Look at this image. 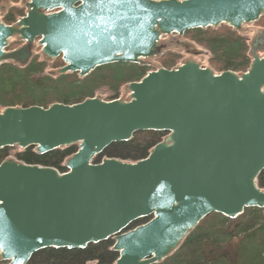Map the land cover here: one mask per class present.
Masks as SVG:
<instances>
[{"label": "water", "instance_id": "water-1", "mask_svg": "<svg viewBox=\"0 0 264 264\" xmlns=\"http://www.w3.org/2000/svg\"><path fill=\"white\" fill-rule=\"evenodd\" d=\"M26 7L17 22L0 20V66L27 64L37 41L46 57L62 58L60 74L81 77L159 56L164 36L221 24L241 29L264 15V0H28ZM15 36L25 44L7 50ZM256 48L241 74L187 60L130 82L128 100L5 107L0 149L78 150L65 172L16 158L0 163L2 260L28 264L46 248L113 238L114 264H154L212 212L236 218L248 207L264 208L257 181L264 170V55ZM142 130L166 132L147 157L94 162Z\"/></svg>", "mask_w": 264, "mask_h": 264}, {"label": "trees", "instance_id": "trees-1", "mask_svg": "<svg viewBox=\"0 0 264 264\" xmlns=\"http://www.w3.org/2000/svg\"><path fill=\"white\" fill-rule=\"evenodd\" d=\"M18 2V0H13ZM24 7L12 6L4 15L7 24L14 23L25 15ZM264 26V15L256 21ZM190 40L207 49L211 54L209 62L215 70L245 72L251 65L248 38L230 25L194 28L187 30L180 45L188 46ZM183 54L176 50H166L157 57L159 66H178ZM48 60L35 55L27 64L8 61L0 66V111L10 105L49 106L54 102L76 103L87 97L97 96L107 91L105 100L121 96L125 84L138 81L148 71L156 69L149 63L115 62L97 67L85 77L78 72L49 73ZM64 65L61 57L54 59L52 68ZM99 97V96H98ZM3 108V109H2ZM166 136V132L142 130L127 141H117L109 145L94 162L105 157L125 161H138L148 156L150 150ZM11 147L0 149V163L9 156ZM78 150L74 144L39 154L35 147L18 151L16 158L30 164L51 166L60 172L68 170L66 159ZM258 185L264 189V170L258 177ZM143 218L135 221L129 229L148 221ZM114 239L93 243L86 248H46L36 252L28 264H114L119 252L113 249ZM6 262L1 261L0 264ZM154 264H264V208L248 207L236 218L212 212L193 229L171 255Z\"/></svg>", "mask_w": 264, "mask_h": 264}, {"label": "rangeland", "instance_id": "rangeland-1", "mask_svg": "<svg viewBox=\"0 0 264 264\" xmlns=\"http://www.w3.org/2000/svg\"><path fill=\"white\" fill-rule=\"evenodd\" d=\"M27 2H28V0H18V2H14L13 0L1 1L0 2V20L4 21L3 20L4 15L7 13V11L12 6H21V7H24L25 11H27V7H26ZM240 30H241V33L248 38V43L250 45V53L252 54V52H251L252 45L255 44L257 46L256 52L260 56H263L264 55V26L257 24L256 22H253V23L243 25V27ZM179 38H182V36H180L177 33L164 36L161 40V44L163 46L162 54L166 50H170V49L176 50V51L181 52L183 54V58L181 59L179 64H181L187 60H195L203 66H208V67H211L214 69V67L209 62V58L211 57L210 56L211 54L207 51V49L199 46L198 44H196L190 40H185L187 42L188 46L180 45L178 43ZM24 44H25L24 41L21 40V38L19 36H15L10 40V46L8 47L7 50H14L17 48H21ZM31 51H32V57L35 55H38L40 57V59L42 58L44 60L46 59L49 61V65L46 68L47 72H49V73L58 72L59 68H52L51 67V63L54 59H50V58H47L44 55H42L41 54L42 53L41 47L38 45L37 42L34 43ZM157 57L158 56L152 57V58H147V59H145V61H146V63H149L153 66H156V69H157V68L161 67L158 64ZM17 64H20V63H17ZM215 71L219 72L218 70H215ZM128 86H129V84H125L121 89V95L125 99H129V95H130ZM107 95H108L107 91L105 90V92H99L97 96L102 98V97H106ZM21 150H23V149H21L18 146L11 147L10 150H8L9 156L7 158H16V153L18 151H21ZM1 261H3V260H2L1 255H0V263H1ZM89 264H96V262H90Z\"/></svg>", "mask_w": 264, "mask_h": 264}, {"label": "flooded vegetation", "instance_id": "flooded-vegetation-1", "mask_svg": "<svg viewBox=\"0 0 264 264\" xmlns=\"http://www.w3.org/2000/svg\"><path fill=\"white\" fill-rule=\"evenodd\" d=\"M32 58V57H31ZM97 264V263H96Z\"/></svg>", "mask_w": 264, "mask_h": 264}]
</instances>
